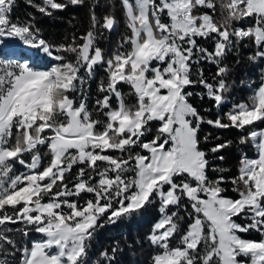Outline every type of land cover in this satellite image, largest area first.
Here are the masks:
<instances>
[{
	"label": "snow or ice",
	"instance_id": "obj_1",
	"mask_svg": "<svg viewBox=\"0 0 264 264\" xmlns=\"http://www.w3.org/2000/svg\"><path fill=\"white\" fill-rule=\"evenodd\" d=\"M26 3L51 15L85 0ZM121 5L130 34L106 56L98 39L117 20L113 13L98 18L96 4L86 33L53 43L34 17L13 16L17 0H0V264H91L98 229L154 204L150 264H264V127H256L264 124V75L246 102L214 120L192 102H227L223 58L245 41L255 49L249 60L264 61V0ZM203 63L217 66L211 81ZM100 66L106 80L89 107ZM197 86L203 91L189 90ZM204 123L252 129L237 143L251 144L254 156L242 152L238 175L227 178L238 198L225 195L226 177L210 158L233 141L203 149ZM209 171L221 174L212 179ZM83 195L90 198L81 202ZM250 230L261 238L241 235ZM32 232L40 238L24 242ZM120 250L114 242L95 264H115Z\"/></svg>",
	"mask_w": 264,
	"mask_h": 264
},
{
	"label": "trees",
	"instance_id": "obj_2",
	"mask_svg": "<svg viewBox=\"0 0 264 264\" xmlns=\"http://www.w3.org/2000/svg\"><path fill=\"white\" fill-rule=\"evenodd\" d=\"M58 2L67 3V0H58ZM41 3L42 0H33L34 5ZM93 4L97 5V7H95V12L98 18H102L104 14L113 13L117 20L114 29L111 32L105 30L103 35L98 39L99 46L104 49L106 56H110L113 51L116 50L118 41L125 35L130 34L126 27V17L121 5V0H85L83 5L68 4V6L62 10H50L51 15L40 13L35 7L29 6L26 0H17V6L13 9V16L20 17L21 19L34 17L36 26L41 29V35L50 42L60 43L64 42L65 38L70 40L73 35L79 37L87 32L91 26L89 10L90 6ZM244 23L251 24L252 21L248 20ZM200 43L211 47L210 42L206 43L200 41ZM254 50L252 42L248 40L241 44L238 49H234L224 56L221 66L226 65L228 71L223 78L230 86V91L226 94L227 102L222 107H215L213 102L207 97L204 99H201L199 96L192 97V102L197 106L205 119L214 120L217 115L223 116L234 103L245 102L252 95L253 89H255L260 82L264 64V61L253 63L249 60L248 57L254 53ZM200 67H203L205 76L211 81V78L215 76L217 72V66L212 63H203ZM101 78H105L106 80V73L103 71V66L96 69L95 79L90 82L89 107H91L93 103V98L97 96V83ZM121 90L125 93L130 92L127 86H121ZM189 90L194 92L203 91L200 86ZM127 102L130 104L134 103V98L128 96ZM113 104L115 105V100H113ZM261 125L263 124L257 123L256 127L258 128ZM250 130L252 129L246 128L241 131L234 127L224 129L204 123L201 125L199 132L201 147L205 150H208L217 143H223L229 140L233 141L230 146L222 149L218 153L214 155L210 154L213 165L218 166L222 170V174L226 177V182L223 183L222 186L226 189L225 195L231 198H236L238 196L237 193L233 191L234 186L230 182V179L227 178L238 175L242 152L247 153L249 157L255 154L251 144L241 145L237 143L239 137ZM206 135L210 138L207 143H204L203 137ZM146 138L151 137L149 136ZM109 154L117 155L118 153ZM220 156L224 157L222 161L218 159ZM76 170L77 169L74 168L73 173H75ZM219 174L221 173L209 171V176L212 179H215ZM88 198H90L89 195H83L80 197V200L83 202ZM158 216L157 205L154 204L146 206L144 210L138 214H134L130 219H123L115 225L98 229L91 242V250L88 257L91 264H95L96 260L99 258L96 255L97 253L104 249H111L116 241L119 242L121 250L115 255V264H150V256L154 254V251L149 245L146 237ZM237 221L242 222V224L246 222L240 218H237ZM12 227H23V225ZM15 236L19 239L18 233H16ZM37 236H39V234L32 232L29 236L24 237L23 241L28 242ZM247 236L250 238H260L258 232L251 230L247 233Z\"/></svg>",
	"mask_w": 264,
	"mask_h": 264
},
{
	"label": "rangeland",
	"instance_id": "obj_3",
	"mask_svg": "<svg viewBox=\"0 0 264 264\" xmlns=\"http://www.w3.org/2000/svg\"><path fill=\"white\" fill-rule=\"evenodd\" d=\"M262 75H264V64H263V72H262ZM74 95V94H73ZM246 102V101H245ZM260 127H264V124L263 125H261ZM260 127H258V128H260ZM42 150H41V152L43 153L44 151H45V149H43V148H41ZM251 157H253V156H251ZM47 159V158H46ZM15 169H16V171H22V170H24V169H22V167L19 165V164H15ZM236 198H238V197H236ZM159 219V216H158V218L154 221V223L157 221ZM237 219V218H236ZM237 222H239V223H241L242 224V222H240V221H237ZM153 223V224H154ZM153 224H152V226H153ZM242 236H245L246 238H250V237H248L247 236V234H241ZM40 238V236H37L36 238H33V240H35V239H39ZM261 238V237H260ZM260 238H252V239H260ZM178 237H177V239L176 240H173L172 241V243L173 244H175V243H177L178 242Z\"/></svg>",
	"mask_w": 264,
	"mask_h": 264
}]
</instances>
